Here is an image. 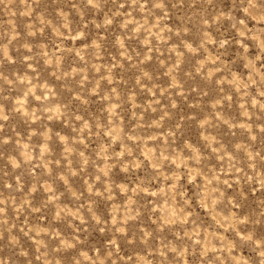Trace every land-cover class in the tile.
<instances>
[{
	"label": "clouds",
	"instance_id": "1",
	"mask_svg": "<svg viewBox=\"0 0 264 264\" xmlns=\"http://www.w3.org/2000/svg\"><path fill=\"white\" fill-rule=\"evenodd\" d=\"M21 3L27 22L0 27V264H264V196L244 209L246 188L264 192V0H0V10L14 17ZM109 29L118 55L97 63ZM90 31L85 48L64 46ZM72 52L76 66L65 68ZM187 56L198 63L182 71ZM152 60L171 83L145 70ZM125 65L138 73L130 86ZM196 80L205 87L188 83ZM141 92L150 103L136 102ZM189 94L192 115L174 120ZM97 100L106 110L89 111ZM189 122L196 139L184 134ZM223 125L229 144L216 135ZM60 181L71 208L60 205ZM41 185L47 195L33 203ZM53 205L49 221L30 222ZM93 232L103 243L89 244Z\"/></svg>",
	"mask_w": 264,
	"mask_h": 264
},
{
	"label": "rangeland",
	"instance_id": "2",
	"mask_svg": "<svg viewBox=\"0 0 264 264\" xmlns=\"http://www.w3.org/2000/svg\"><path fill=\"white\" fill-rule=\"evenodd\" d=\"M229 0H223V3L218 4V7H224L225 5H228ZM55 7V6H52ZM52 7L49 8V11H52ZM69 7V5H65V10H67V8ZM25 11V7L23 5V3L18 4L14 7L13 12L15 13L14 17H10L9 14L3 10H0V27L3 28H8L10 27V25L7 24L8 19L13 18L14 22L17 24H22V23H26L27 20L25 17L21 16L20 13ZM123 11H127V8L123 9ZM74 19H78V18H74ZM166 23L174 24L176 23L175 17L174 16H170L169 21H166ZM115 27V26H113ZM51 30L49 29V32ZM112 33V29H109V32L107 33H103V35L106 37L105 40V47H104V55H102L101 57H99L97 59V63H101V64H110L113 61V57L118 55V51H117V47L113 46V35ZM74 35V33H73ZM96 36V32L95 31H90L88 36L84 37V38H77L75 41H73L71 38H67L65 40V47H75L76 49H81V48H85L86 46L90 45L92 42V39L95 38ZM46 39V38H45ZM38 43L40 42H44L43 40H37ZM49 44L51 43L50 41L48 42ZM134 44V42H133ZM59 45V39L57 40V46ZM55 50L53 48L50 47H46L44 49V51H52ZM235 46L232 47V49L230 50V55H229V59L231 58V55L235 54ZM254 51V50H253ZM59 54V53H58ZM149 55H151V53H149ZM75 58H76V53L72 52L70 54H67L64 56L63 58V65L65 68H68L70 65L71 66H76L75 65ZM194 63H198V61H194L192 59L191 56H187L185 57L184 63L181 66L182 71H188L192 65ZM25 65H21V64H17L15 65V68L17 71L19 72H23ZM145 70L149 71L150 73H152L155 77H156V83H158L161 86H166L168 83H171V78L167 77L164 75V73L167 72V69L162 68V66L158 65V63L155 60L149 61L145 64ZM51 69L49 68L44 75H47L48 72H50ZM105 74H107L105 72ZM137 70L134 67H130L128 65H125V67L123 69H119V75H122L126 80L129 81V86L131 83H134L135 81V76L137 75ZM50 79H54L52 77H50ZM189 84H200V86L202 88L205 87L204 82L196 80V81H189ZM206 90L209 91V98H211L212 96L215 95L214 89L212 88L211 85H208L206 87ZM179 91V90H178ZM153 94L151 92L149 93H143L141 92L140 95L137 97L136 102H143L145 104L150 103V97ZM158 95V94H157ZM191 94H189V100L187 102H185L182 98L180 99V103L178 105V108L176 109V113L173 117V119H179L183 116H191L192 115V110L188 107V104L191 103V99H190ZM61 99L62 100H67L68 97L66 94L62 93L61 94ZM210 105H208L207 103H205V105L197 110L199 112H206L207 108ZM70 107L75 108L76 105L72 104L70 105ZM103 107L105 110L107 108V105H101V103L97 100L94 103H91L88 105V110L91 112H95V113H99L100 112V108ZM238 107V106H237ZM128 108H131V102L128 105ZM236 112V108L234 107L233 109L230 110V114H234ZM128 115H130V112L127 113ZM153 114L149 113V117L146 118H150L152 117ZM158 118V117H156ZM11 123H15L17 125V131H20L22 134L25 131L26 125H24V123L22 121H20L19 117H14L11 121ZM52 123L53 127L56 130H62L63 132L67 133L70 132V129L63 125L61 122L56 121V122H50ZM186 136H190L192 139H196L198 137V132H197V128L195 125L191 124L190 122L188 123V126L186 127L185 133ZM216 135L217 137L221 140V142L229 144L232 142L233 137L231 136V133L228 130V127L226 125L221 126V128L216 130ZM239 138V137H237ZM261 145V140L257 141V148H259ZM55 146V144H54ZM90 147H95V142H93L92 145H90ZM4 150L6 152H12L13 146L12 145H6L4 147ZM117 150H119L117 148ZM10 167V165H9ZM35 171H38L39 169H34ZM114 177L115 179H117L118 182L123 181V177L117 172L114 173ZM226 178V177H224ZM29 179V178H26ZM202 179V177H201ZM83 181L77 177V178H73V180L70 182V186L72 189H80L81 185H82ZM29 186H30V179H29ZM131 187H135V184H132L129 186ZM255 188V191H253L252 188H246L245 191L247 192V199L244 201V209L245 211H254L257 208L258 202L260 200V198L262 196H264V192H261L259 190V184L258 182L253 186ZM55 190L59 191V192H63L64 195L60 198V205H67L69 208L72 207V199L70 197V193L67 191L66 186L63 184L62 181L58 182L55 186ZM233 189H229V192H232ZM47 193L43 191V185H41V191H38L36 193L33 194V203H39L42 199H44L46 197ZM124 194H121V196H123ZM149 199H151V197H149ZM143 202V201H141ZM111 207L110 203H106L103 199H100L97 201L96 204V209L98 211L99 214L101 215H109L108 213V209ZM55 211V205H53L50 209L47 210V212H42L40 214H34L33 216L29 217V220L32 224L36 225V226H41V224L43 222L39 221V216L40 215H44V222H47L50 220V213H54ZM202 212H207V208H204L201 210ZM14 215V213H12ZM109 219H110V215H109ZM210 219V217H209ZM20 222H23V217L20 218ZM77 223H79L77 221ZM62 227V225H60ZM103 243V238L100 236V234L98 232H93L92 236L89 238V244H96L97 246L99 244ZM32 242L31 241H27L25 240V246H29L31 245ZM126 251V250H125ZM72 253L69 252L67 255H71Z\"/></svg>",
	"mask_w": 264,
	"mask_h": 264
}]
</instances>
